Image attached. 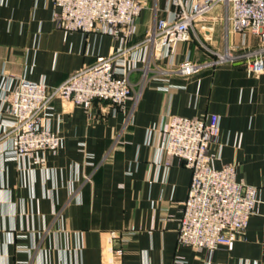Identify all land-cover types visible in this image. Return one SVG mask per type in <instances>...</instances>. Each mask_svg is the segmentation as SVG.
I'll return each mask as SVG.
<instances>
[{
	"label": "crops",
	"instance_id": "crops-1",
	"mask_svg": "<svg viewBox=\"0 0 264 264\" xmlns=\"http://www.w3.org/2000/svg\"><path fill=\"white\" fill-rule=\"evenodd\" d=\"M146 2L133 44L167 16L169 0ZM55 9L51 0H0V85L6 76L14 85L59 86L117 48L108 35L65 36ZM221 21L208 43L221 51L241 44ZM245 41L258 46L253 36ZM187 58L209 59L196 41L178 46L176 63ZM141 75H131L136 96L124 109L98 101L88 113L56 101L47 123L62 137L57 152H40L33 164L0 153V264H264V73L227 64L173 74L164 91L153 73L138 86ZM171 116L217 118L215 167L233 165L239 182L259 189V212L230 250L209 254L179 243L192 172L146 143L147 131Z\"/></svg>",
	"mask_w": 264,
	"mask_h": 264
},
{
	"label": "built area",
	"instance_id": "built-area-1",
	"mask_svg": "<svg viewBox=\"0 0 264 264\" xmlns=\"http://www.w3.org/2000/svg\"><path fill=\"white\" fill-rule=\"evenodd\" d=\"M57 27L67 36L72 32L112 36L118 41L107 57L70 76L59 86L44 82L3 76L0 85L2 118L0 122L1 156L8 161H37L40 152H57L62 137L49 127L48 118L56 101L69 107L81 106L88 113L95 102H105L114 110L124 109L136 96L131 75L141 71L138 86H144L151 73L167 85L173 74L193 76L208 68L242 64L248 73H264V0H169L167 16L139 43L138 20L147 7L146 0H51ZM219 8L220 17H212ZM226 29L244 38L239 45L218 50L206 36L218 21ZM246 36L258 40L251 48ZM196 41L209 57L204 62L187 58L176 63L177 48ZM220 135L217 118L171 116L157 128L147 131L146 143L161 154L178 159L192 172L188 198L179 221V243L212 254L223 246L233 248L245 237L252 216L259 212V189L239 182L236 168L217 169L210 152Z\"/></svg>",
	"mask_w": 264,
	"mask_h": 264
},
{
	"label": "rangeland",
	"instance_id": "rangeland-1",
	"mask_svg": "<svg viewBox=\"0 0 264 264\" xmlns=\"http://www.w3.org/2000/svg\"><path fill=\"white\" fill-rule=\"evenodd\" d=\"M218 17H220V15H218ZM222 24H223V23H222V21H221V22H220V24H219V25H220V27L222 26Z\"/></svg>",
	"mask_w": 264,
	"mask_h": 264
},
{
	"label": "trees",
	"instance_id": "trees-1",
	"mask_svg": "<svg viewBox=\"0 0 264 264\" xmlns=\"http://www.w3.org/2000/svg\"><path fill=\"white\" fill-rule=\"evenodd\" d=\"M208 57V56H207Z\"/></svg>",
	"mask_w": 264,
	"mask_h": 264
}]
</instances>
